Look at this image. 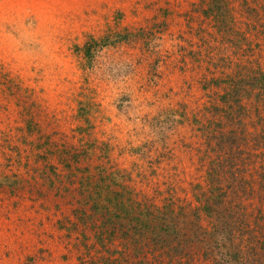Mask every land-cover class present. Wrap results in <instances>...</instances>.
<instances>
[{
	"label": "rangeland",
	"instance_id": "rangeland-1",
	"mask_svg": "<svg viewBox=\"0 0 264 264\" xmlns=\"http://www.w3.org/2000/svg\"><path fill=\"white\" fill-rule=\"evenodd\" d=\"M209 1L0 0V264H228L215 161L235 148L236 183L264 180V0H222L220 34ZM233 73L252 109L231 123L211 80Z\"/></svg>",
	"mask_w": 264,
	"mask_h": 264
},
{
	"label": "trees",
	"instance_id": "trees-1",
	"mask_svg": "<svg viewBox=\"0 0 264 264\" xmlns=\"http://www.w3.org/2000/svg\"><path fill=\"white\" fill-rule=\"evenodd\" d=\"M205 15L207 17L213 18V20L217 22L220 21L222 29H220V26H218L219 34L221 31H225L228 28L230 15L228 14V10L225 8L224 4H222V0H210ZM204 41L208 42L206 38H204ZM224 42L225 40L223 41V43ZM227 42V47H237L241 44V40L238 41V38L235 37H232V39H228ZM236 66L242 65L236 63ZM245 70L246 72L248 71V69ZM239 71H241L240 67L238 71H236L235 68V72L240 73ZM259 73L261 77H264V74L262 72ZM224 75L226 74H223V76H221L220 74L217 79L211 80L217 85V87L216 91L213 92L215 93L216 98L213 97L214 101L212 102V107H210V110L213 113L222 111L223 103L228 101L230 97H233L236 106L232 107V112L229 113L231 115H228L231 119L229 120V122L233 123L232 121L236 120L240 116V114H243V116H245L247 114V110L252 109V105L250 104L248 107H246V105H243L244 98L246 97V95H248V91L244 88V86H242V84L245 85L244 79H240L242 76H237L234 73L227 74L226 76ZM257 80V77L252 79L250 81V84ZM256 99L257 97L255 98V100ZM255 100L254 105L258 102H255ZM261 109L262 108H259L257 110V113H260ZM213 124V126H215V123ZM210 144L211 143H209V145ZM233 149L235 148H227L228 153H226L225 156H220L215 161L216 166L222 169V174L216 179L215 182L214 189L218 191L217 203H219V208L216 221H212V231L211 233H209V236L211 235V237H218V239L215 241L216 244L215 242L213 244V247L217 252H213L215 255L217 254L219 258H221L222 262L226 261L228 264H248L247 260L244 262L242 261L241 254L237 246H229L226 242H231L232 240L234 241L235 237H251L254 240L253 243L264 241V180H256L254 175H252L250 179L246 176V179L241 184L240 181L239 183H236L238 181V174L242 170L241 166L243 162L241 161L243 159L242 156H239V154H235L236 151H233ZM213 160L209 162L207 169V175H210V180L211 176L216 174L211 173L214 170V163H212ZM208 178L209 177L206 176V182L208 181L209 183ZM242 179H244V177ZM230 180H232L233 182L235 181L234 184H236L237 186L234 185L233 189L236 188L235 190L237 191V193H235L234 191L230 193V191L227 190ZM239 185L241 190H238ZM226 190L228 195L224 198V195H226ZM236 194H238V196ZM211 196L206 194L204 196L205 200L202 201V205L204 206V210L206 211L212 208L214 206V203H216V197H214L213 195ZM244 200L246 205L243 206L242 202ZM144 226H149L147 220L146 222L144 221ZM227 230L229 231V233L227 232ZM195 237L200 236L197 235ZM201 237H204V235ZM161 238L159 240V243L162 246L163 238L162 240ZM167 242L168 241H166V243ZM204 255L207 256V252H205ZM260 256L261 254H257L256 258H259ZM210 257L211 260H213L212 253ZM136 264H143V260H139L138 262H136Z\"/></svg>",
	"mask_w": 264,
	"mask_h": 264
}]
</instances>
